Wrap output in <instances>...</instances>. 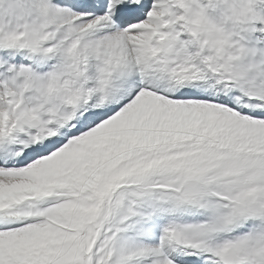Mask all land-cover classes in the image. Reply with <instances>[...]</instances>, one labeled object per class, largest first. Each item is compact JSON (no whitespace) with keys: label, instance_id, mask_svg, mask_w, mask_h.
<instances>
[{"label":"snow or ice","instance_id":"obj_1","mask_svg":"<svg viewBox=\"0 0 264 264\" xmlns=\"http://www.w3.org/2000/svg\"><path fill=\"white\" fill-rule=\"evenodd\" d=\"M0 264H264V0H0Z\"/></svg>","mask_w":264,"mask_h":264}]
</instances>
